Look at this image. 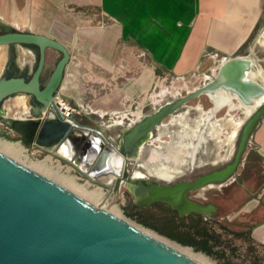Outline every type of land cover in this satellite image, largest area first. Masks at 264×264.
<instances>
[{"label": "water", "instance_id": "water-1", "mask_svg": "<svg viewBox=\"0 0 264 264\" xmlns=\"http://www.w3.org/2000/svg\"><path fill=\"white\" fill-rule=\"evenodd\" d=\"M0 46L27 47L38 55L31 77L11 74L10 64L0 77V121L18 134L25 146L43 149L69 163L81 176L107 189V197L118 195L126 185L137 207L163 203L181 217L197 214L218 222V207L195 200L190 194L233 176L264 116V104L245 122L234 160L223 169L172 184L146 175V171L132 179L129 166L135 164L134 158L154 129L191 100L220 89L237 94L244 102L260 96L263 86L248 77L253 69V62L246 58L249 56L223 60L202 87L134 123L116 143L102 129L82 125L78 114L64 115L56 103L71 59L64 44L47 35L16 30L0 33ZM49 49L59 52L61 58L42 87ZM18 94L36 102L31 118L6 116L3 102ZM64 145L69 148L70 159L58 154ZM0 264L201 263L0 151Z\"/></svg>", "mask_w": 264, "mask_h": 264}, {"label": "crops", "instance_id": "crops-1", "mask_svg": "<svg viewBox=\"0 0 264 264\" xmlns=\"http://www.w3.org/2000/svg\"><path fill=\"white\" fill-rule=\"evenodd\" d=\"M263 26L264 0H0L4 32L47 35L66 46L71 59L60 90L74 64L88 63L92 73L117 79L131 76L93 103L100 117H133L129 127L177 99L154 100L150 92L158 78L180 79L211 59L242 55ZM152 99L154 107L145 113ZM252 143L264 163V116ZM226 218L237 223L229 233L264 252V186Z\"/></svg>", "mask_w": 264, "mask_h": 264}, {"label": "rangeland", "instance_id": "rangeland-1", "mask_svg": "<svg viewBox=\"0 0 264 264\" xmlns=\"http://www.w3.org/2000/svg\"><path fill=\"white\" fill-rule=\"evenodd\" d=\"M5 28L0 27V33L4 32ZM7 30V29H6ZM264 26L259 30L254 36L250 38L248 43L242 49V55H250L256 60H259V64L264 69V44L260 43L261 39H264ZM22 56L26 57V60H22ZM61 55L56 50L49 49L47 51V61L44 74V83L47 82L49 76L53 72L57 62L59 61ZM38 55L36 51L22 46H0V77L6 69V65L10 64L11 74L18 76L31 77L36 64ZM221 58L210 60L209 65L202 67L199 71H195L190 75L177 79L176 77H160L156 80L153 90L150 92L152 94L159 93L162 88L168 90V94L163 98L162 103L167 101H172L175 98L186 96L190 91L200 87L206 77H212L217 68L219 67V61ZM22 64V66H21ZM131 78V76H125L124 78L117 79L112 75L107 74L104 71L99 73L91 72L89 69V64L84 63L82 66H76L75 64L71 67L64 84L59 90L61 98L65 99L72 107L76 108L79 113H85L86 116H81L78 121L81 124L96 127V122L98 126H101L105 130L108 136H110L116 143H120L122 140V134L125 129L129 127L132 122L133 117L121 120L118 118H111L110 115L100 117V113L96 112V108L93 107V103L102 98L107 92L118 86L119 83ZM161 84V86H160ZM158 89V90H156ZM171 89V90H170ZM175 93H179L175 95ZM174 95V96H173ZM29 109L26 110L22 105L19 104L17 95L7 98L3 104L2 108L7 112V117L9 118H31V110H36V105L32 97H28ZM149 100V99H148ZM142 104L145 103L144 99L139 100ZM153 99L147 104L145 113H150L152 107H154ZM197 105H202L207 111L213 106L212 102L206 95H201L200 97L191 100L186 104V107L179 109L175 114L179 115L184 113L188 107H196ZM31 108V109H30ZM228 108H223L217 119L224 118L228 114ZM83 115V114H82ZM196 111H192L190 118L193 120L198 117ZM171 116L164 120L165 124H168ZM212 122V121H211ZM210 120L207 121L206 125L201 126L200 133L205 134L209 129L212 128ZM171 131H178V125L169 126ZM159 131H154L151 137L146 141V143L140 148L135 160L134 165L129 166V171L132 175H145V169L142 167L145 164L153 166L156 161L151 159V150L154 147H158V143L155 141ZM203 136V135H202ZM0 139H4L13 144H17L22 147L25 151L19 157H14V159L19 162L31 167L36 162H46L47 169L44 171L49 174L51 178L59 182L63 176H72L75 179L76 184L84 185L87 190H93L99 188L104 194H107V189L102 186L95 184L83 176H81L69 163L61 161L58 157L52 155L44 150L36 152L30 147L25 146L19 139L18 134L11 131L4 123L0 121ZM164 142H169L170 137L164 136ZM205 151L203 152V150ZM222 149L219 147L216 140L208 139L205 144L201 147L198 152V160L203 161V165L196 168L192 173L190 169L186 172V177H192L195 174H199L204 171L212 170L218 165L212 164L216 155L222 153ZM251 152V149L248 150ZM10 156V155H9ZM12 157V156H11ZM250 163L247 166L242 167L239 170L238 182L231 185L229 188L218 189H206L201 190L199 193L208 197L213 201H222L230 203V212L234 214L240 207V201H245L251 198H256L260 190L264 186V163L261 161L258 154H252L250 157ZM32 168V167H31ZM48 175V176H49ZM53 176V177H52ZM225 193V194H223ZM242 194V197L239 195ZM196 199H200L197 198ZM240 200V201H238ZM95 204V203H94ZM105 206L107 210L116 208V214L123 217L124 219L134 223L135 225L160 236L164 239L172 241L182 247L191 248L194 252L200 253L207 257L214 264H225V262H230L232 264H264V252H260L257 248L252 246V244L240 236H236L233 233H228L222 230L218 224H215L217 232L221 233L223 236L224 245L223 247L217 248L219 252L225 253L224 257H212L205 253L194 250L192 247L184 246L178 242L171 240L153 228H150L140 221L141 218L148 219V221H153L154 219L161 218L165 216L163 210L158 206H153L149 208H140L134 204V198L126 185H123L120 189L118 195H113L110 197L108 203ZM108 206V207H107ZM115 206V207H113ZM143 209V210H142ZM230 213V214H231ZM229 214V215H230ZM218 222L226 227L233 230L236 226V220H228L226 215L218 214ZM223 219V220H222ZM235 231V230H233ZM236 233V232H235Z\"/></svg>", "mask_w": 264, "mask_h": 264}, {"label": "flooded vegetation", "instance_id": "flooded-vegetation-1", "mask_svg": "<svg viewBox=\"0 0 264 264\" xmlns=\"http://www.w3.org/2000/svg\"><path fill=\"white\" fill-rule=\"evenodd\" d=\"M238 56H250V55H238ZM238 56H236V57H238ZM229 58H231V57H229ZM45 68H46V66H45ZM44 74H45V70H44V73H43L42 78H41L42 87H44V85L46 84V83H44ZM215 74H216V72H215ZM212 77L205 78L204 83L200 87H202L205 83H207ZM190 92H192V91H190ZM34 103H35L36 108H37V104L35 101H34ZM233 103H238V102L234 100ZM212 107L210 109H212ZM225 107L228 108V112L230 113L229 107L228 106H225ZM210 109L207 111L202 105H197L196 107H188L187 110L182 114L176 115L174 113L171 116V118L173 116H185L186 119L189 121V125L186 127V130H184L183 132H179V130L176 132L171 131L169 126L170 125H176V124L171 123V119H170L168 124L161 125L160 127L154 129V131H159L157 134L158 136L155 139V141L158 143V147H154L151 150V159L153 161H156V163L153 166H149L147 164L142 166L146 171V175L156 177L157 179H160L163 181H172V184H176L180 181H193V180L197 179L198 177H200L201 175H203L204 173H209V172H213L215 170L223 169L226 167V165H228L229 163H231L234 160V157H235L237 149H238V144L240 141L242 129H243L247 119L253 113L247 119L244 118V122H243L241 128L239 129L238 134L236 135L234 141L231 144L226 145V144H219L218 143V141L212 136L211 129H209L205 134L200 133L201 126L206 125L208 120H210V122L212 121L211 124H213L217 120V116L223 108L219 112H217L216 115L212 119L208 118V115L210 113L209 112ZM192 111H196L199 114L198 117L193 119V120L190 118ZM201 113H202V115H204L203 122L200 125L198 124L196 126L197 119H201ZM229 113L226 114V116L229 115ZM77 114L79 115V116H76L77 119L80 118L81 116H86L85 113H79L78 112L75 115H77ZM234 115L236 117L238 115L242 116V114H240L239 112H234ZM94 123L96 124V127H91V128H99L98 124L96 122H94ZM82 125H84V124H82ZM84 126H87V125H84ZM88 127H90V126H88ZM130 127L125 129L123 131L122 135H124L125 132ZM164 136L170 137V141L164 142L163 141ZM252 136H253V134H252ZM252 136L250 137V140L247 144L245 153L242 157V161H241L238 169L236 170V172L233 174V176L230 177L228 180L222 182V183H214V184L208 186L207 188H205L203 190L214 189V188L220 190L222 188H229L231 185L238 182L239 170L242 167L249 165V163L251 162L250 157L252 154H255V151H256L255 147L252 143ZM208 139L216 140L219 147L223 150L222 153H218L216 155V157L212 163V164L218 165V166L213 168L212 170L204 171V172H201L199 174H195L192 177H186L187 173L186 172L184 173V171L186 169H190V173H192L196 168H199L203 165V161H201V160L199 161L197 155H198V152L200 151L201 147L203 146V144H205ZM249 148L251 149V152L248 151ZM204 151H205V149L203 150V152ZM131 175H132V173H131ZM135 176L136 175H132V179ZM179 176H180V178H178ZM128 184L132 185L131 182ZM199 191H201V190H199ZM199 191L191 193L190 197L195 199V200H198L200 202H204V203L211 202V203L215 204L218 207L217 213L221 216H223V215L227 216L231 213L230 212L231 206H230L229 201L228 202L227 201L223 202V200L219 201V202L213 201V200H210L208 197L201 195L199 193ZM223 194H225V193H223ZM239 196L242 197V194ZM196 197L200 198V199H196ZM238 201H240V200H238ZM241 202L242 201H240V203ZM158 205H165V206L170 207L169 205L163 204V203H157V204H154L153 206H158ZM153 206H151V207H153ZM173 211H175L179 215L178 211H176V210H173ZM192 215H197V214H189L187 216H192ZM230 215H232V213ZM187 216H185V217H187ZM197 216L203 217L202 215H197Z\"/></svg>", "mask_w": 264, "mask_h": 264}, {"label": "bare ground", "instance_id": "bare-ground-1", "mask_svg": "<svg viewBox=\"0 0 264 264\" xmlns=\"http://www.w3.org/2000/svg\"><path fill=\"white\" fill-rule=\"evenodd\" d=\"M264 37V36H263ZM261 44H264V39L260 40ZM247 59L251 60L253 62V69L248 75L249 79L258 82L261 84L264 88V69L261 67L259 64V60H256L254 57H246ZM22 60H26V57L22 56ZM22 66V64H21ZM161 86V84H160ZM158 90V89H156ZM171 90V89H170ZM152 94V93H151ZM168 94V90L165 88H162L161 91L153 95L154 100L160 101L163 97ZM178 93H175L177 95ZM209 97V99L213 103L212 109H210V113L208 115L209 119H212L217 112H219L222 108L225 106L229 107V115H227L224 118L217 119L213 124L211 128V134L212 136L218 141L219 144H231L236 135L238 134L239 129L241 128L244 118L247 119L252 113H254L262 104H264V92L256 97V98H251L248 100V102L242 101L240 97L231 92V91H226L223 89H220L214 93H208L205 94ZM174 96V95H173ZM19 104L22 105L26 110L29 109V104H28V95L25 94H18L17 95ZM151 99V98H150ZM165 99V98H164ZM237 101L238 103H233ZM31 109V108H30ZM48 109H51L50 107ZM234 112H239L242 114V116L238 115L237 117L234 115ZM43 114V113H42ZM204 115L201 113V119H197L196 121V126L201 124L203 122ZM171 123L172 124H178L181 126V128H184L185 126L189 125V121L186 119L185 116H173L171 118ZM0 151L14 157H19L22 154H24V149L20 147L17 144H13L11 142H8L4 139H0ZM59 155L62 157H65L67 159L71 158V154L69 152V148L67 145H64V147L58 152ZM117 163V161H115ZM119 163V162H118ZM33 169L40 171L43 174H46L47 176L49 174L45 173L47 166L46 162H36L33 166H31ZM50 177V175H49ZM53 177V176H52ZM62 179L59 180V183L64 185L65 187L69 188L73 192L79 194L80 196L84 197L85 199L89 200L92 203H95V205L101 204V205H106L110 199V197H107V194H104L101 189L95 188L93 190H87L86 187L83 185H78L75 182L74 177L72 176H63L61 177ZM104 209H106L105 206H102ZM108 207V206H107ZM115 207V206H113ZM116 208H113L108 211L112 212L113 214H116ZM119 216V215H117ZM121 217V216H119ZM123 218V217H121ZM132 223V222H131ZM134 224V223H132ZM135 225V224H134ZM137 226V225H136ZM139 227V226H137ZM143 231L149 233L150 235L157 237L158 239L166 242L167 244L171 245L172 247L176 248L183 254L187 255L188 257L200 262L201 264H214L212 263L207 257L200 253L194 252L191 248L187 247H182L172 241H169L167 239H164L160 236H157L156 234H153L141 227H139Z\"/></svg>", "mask_w": 264, "mask_h": 264}, {"label": "trees", "instance_id": "trees-1", "mask_svg": "<svg viewBox=\"0 0 264 264\" xmlns=\"http://www.w3.org/2000/svg\"><path fill=\"white\" fill-rule=\"evenodd\" d=\"M158 207L163 210L165 216L153 221L141 218L142 224L153 228L161 235L179 244L192 247L194 250L205 253L208 256H225V253L219 252L217 249L223 247L224 241L223 235L217 232L214 225L218 224L222 230L229 233L226 226L197 215L180 217L175 211L165 205H158ZM225 264L232 263L225 262Z\"/></svg>", "mask_w": 264, "mask_h": 264}, {"label": "built area", "instance_id": "built-area-1", "mask_svg": "<svg viewBox=\"0 0 264 264\" xmlns=\"http://www.w3.org/2000/svg\"><path fill=\"white\" fill-rule=\"evenodd\" d=\"M227 59V57H223L221 58V60L219 61V63H221L223 60ZM216 72V71H215ZM215 74V73H214ZM213 74V75H214ZM207 78V77H206ZM210 78V77H209ZM56 103L59 105V108L62 110L63 114L66 116H70L71 114H76L78 113V111L76 110V108L72 107L65 99L61 98V96H57L56 98ZM33 150H35L36 152H40L43 149L40 148H34V147H30Z\"/></svg>", "mask_w": 264, "mask_h": 264}]
</instances>
